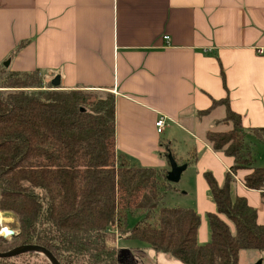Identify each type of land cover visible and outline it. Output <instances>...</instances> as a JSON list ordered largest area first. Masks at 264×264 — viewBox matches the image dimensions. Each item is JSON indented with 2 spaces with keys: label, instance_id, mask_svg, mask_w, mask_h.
Here are the masks:
<instances>
[{
  "label": "crops",
  "instance_id": "0c3cea01",
  "mask_svg": "<svg viewBox=\"0 0 264 264\" xmlns=\"http://www.w3.org/2000/svg\"><path fill=\"white\" fill-rule=\"evenodd\" d=\"M0 72H35L43 90L56 79L60 89L110 93L116 154L166 173V146L185 164L162 204L195 211L197 243L209 241L215 213L204 172L217 185L229 173L230 198H244L264 224V184L243 183L252 167L264 168V0H0ZM226 108L239 117L252 162L233 172V156L205 138L231 128ZM145 250L156 261L163 254ZM237 264H264V252L241 249Z\"/></svg>",
  "mask_w": 264,
  "mask_h": 264
},
{
  "label": "trees",
  "instance_id": "16d2710c",
  "mask_svg": "<svg viewBox=\"0 0 264 264\" xmlns=\"http://www.w3.org/2000/svg\"><path fill=\"white\" fill-rule=\"evenodd\" d=\"M40 86L35 72L0 82V211L11 213L17 223L9 240L0 237V253L33 245L58 264H125L126 253L114 246V237L182 264H237L241 249L264 252V224L255 222V210L244 198H230L229 173L221 185L203 173L215 213L207 214L209 241L199 244L195 211L162 204L173 189L165 173L116 154L110 93ZM224 119L231 128L208 131L206 140L233 156L231 172L251 167L239 117L226 108ZM169 152L163 146L165 157ZM243 183L261 190L264 168L252 167ZM260 196L264 205V192ZM133 213L139 217L129 228L126 218ZM218 214L233 225L232 232ZM37 253L0 257V264H15L27 255L50 264Z\"/></svg>",
  "mask_w": 264,
  "mask_h": 264
},
{
  "label": "rangeland",
  "instance_id": "374dc122",
  "mask_svg": "<svg viewBox=\"0 0 264 264\" xmlns=\"http://www.w3.org/2000/svg\"><path fill=\"white\" fill-rule=\"evenodd\" d=\"M0 77L6 78L4 76H1V74H0ZM24 78L26 79L27 77L24 76ZM42 87L43 85H41L38 88L43 90ZM35 89L36 87L28 88V90H35ZM136 214L137 213L127 215V218H126L127 227L130 228L136 222L137 218L136 216H134ZM2 229H5L7 232L6 231L0 232V237L1 236L5 237L8 240L10 239L9 237L11 233L17 232V223L15 221V217L11 213L0 211V231ZM124 240L126 239L125 238L117 239L114 237L113 241H114V246L118 248V250H120L119 246L124 245V243H126V245L128 246L127 248L130 249L127 251L125 255V259H123V262H125V264H154L153 262H160V260L161 262H163L162 264H177V261L175 259H172L164 254L158 255L160 257H157L158 261H156L153 253L145 250L148 247H145V246L135 247L133 242L131 241L124 242ZM37 254L42 255L41 253H37ZM13 262L15 264H46V262H44V260L41 259L40 256H28V255L17 258Z\"/></svg>",
  "mask_w": 264,
  "mask_h": 264
},
{
  "label": "water",
  "instance_id": "95a60500",
  "mask_svg": "<svg viewBox=\"0 0 264 264\" xmlns=\"http://www.w3.org/2000/svg\"><path fill=\"white\" fill-rule=\"evenodd\" d=\"M51 84L55 86L57 84V80L54 79L53 81H51ZM166 158L168 161L169 169L165 173V179L170 183H176L179 179L181 171L185 168V164H177L169 153L166 155ZM24 251L39 252L48 259L50 264H58V262L49 252L33 245L21 246L4 253H0V257L13 256Z\"/></svg>",
  "mask_w": 264,
  "mask_h": 264
},
{
  "label": "built area",
  "instance_id": "2783aa9c",
  "mask_svg": "<svg viewBox=\"0 0 264 264\" xmlns=\"http://www.w3.org/2000/svg\"><path fill=\"white\" fill-rule=\"evenodd\" d=\"M163 39H167L166 36L163 37ZM257 53H261L262 50L260 48L256 49ZM163 125V120L161 118H158L155 122H154V126L156 127V131L160 132L161 128Z\"/></svg>",
  "mask_w": 264,
  "mask_h": 264
},
{
  "label": "bare ground",
  "instance_id": "6f19581e",
  "mask_svg": "<svg viewBox=\"0 0 264 264\" xmlns=\"http://www.w3.org/2000/svg\"><path fill=\"white\" fill-rule=\"evenodd\" d=\"M6 231L5 229H2L0 232ZM7 232V231H6ZM6 236V235H5Z\"/></svg>",
  "mask_w": 264,
  "mask_h": 264
},
{
  "label": "clouds",
  "instance_id": "9594fccd",
  "mask_svg": "<svg viewBox=\"0 0 264 264\" xmlns=\"http://www.w3.org/2000/svg\"><path fill=\"white\" fill-rule=\"evenodd\" d=\"M177 264H179V262L177 261Z\"/></svg>",
  "mask_w": 264,
  "mask_h": 264
}]
</instances>
